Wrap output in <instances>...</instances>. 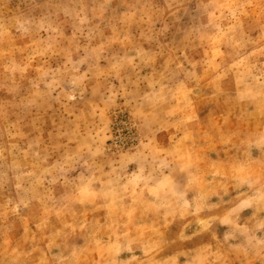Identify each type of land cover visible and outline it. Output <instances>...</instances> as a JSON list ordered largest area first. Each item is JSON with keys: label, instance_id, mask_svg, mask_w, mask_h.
<instances>
[{"label": "rangeland", "instance_id": "rangeland-1", "mask_svg": "<svg viewBox=\"0 0 264 264\" xmlns=\"http://www.w3.org/2000/svg\"><path fill=\"white\" fill-rule=\"evenodd\" d=\"M0 264H264V0H0Z\"/></svg>", "mask_w": 264, "mask_h": 264}]
</instances>
